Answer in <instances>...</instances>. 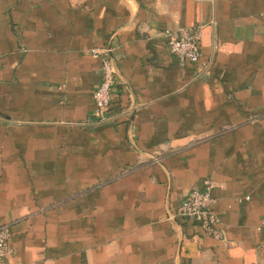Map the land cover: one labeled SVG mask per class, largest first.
<instances>
[{
    "label": "crops",
    "instance_id": "crops-1",
    "mask_svg": "<svg viewBox=\"0 0 264 264\" xmlns=\"http://www.w3.org/2000/svg\"><path fill=\"white\" fill-rule=\"evenodd\" d=\"M206 180L222 238L174 217ZM2 226L7 264H264V0H0Z\"/></svg>",
    "mask_w": 264,
    "mask_h": 264
},
{
    "label": "built area",
    "instance_id": "built-area-1",
    "mask_svg": "<svg viewBox=\"0 0 264 264\" xmlns=\"http://www.w3.org/2000/svg\"><path fill=\"white\" fill-rule=\"evenodd\" d=\"M165 35L168 39L169 50L174 56L191 64L200 61L202 53L198 32L176 34L167 30ZM92 53L95 58L102 62V79L94 93V116L100 120H105L111 106L112 91L116 85L117 68L112 58L111 48L93 50ZM213 189L212 182L206 180L202 189H194L181 202L174 217L199 222L206 232L213 234L216 238H222V234L216 229L219 219L213 209L215 204ZM10 241V229L7 226L0 227V264H7V260L13 254Z\"/></svg>",
    "mask_w": 264,
    "mask_h": 264
}]
</instances>
